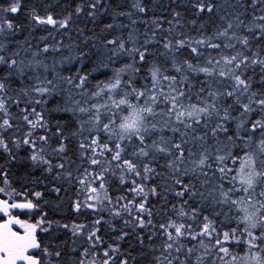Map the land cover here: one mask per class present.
Here are the masks:
<instances>
[{
  "label": "snow or ice",
  "instance_id": "obj_1",
  "mask_svg": "<svg viewBox=\"0 0 264 264\" xmlns=\"http://www.w3.org/2000/svg\"><path fill=\"white\" fill-rule=\"evenodd\" d=\"M100 5L101 0H80L74 9L69 5L64 10L62 19L53 12L41 16L34 7L29 17L35 25L68 30L75 18L95 19ZM187 5L192 25L220 9L216 0H187ZM23 6L22 0H0V149L15 160L10 144L27 146L33 163L55 171V180L74 185L73 213L83 208L98 218L70 224L50 220L43 212L37 218L31 210L39 209V199L34 202L26 190L13 188L9 171L0 167V194L5 197L0 198V264H264V0H244L236 6L244 11L220 15L210 35L198 30L197 37L175 32L182 13L173 10L175 23L168 21L166 31L153 21L163 33L160 39L154 30L139 46L132 33L127 39L102 40L111 53L108 63L94 61L95 53L84 51L64 57L61 62L79 58L93 64L91 72L82 63L68 76L59 75L55 63L49 71L37 59L50 48L59 51L47 42L31 59L20 58L21 51L32 47L27 38L16 41V50L9 52L16 34L24 30L13 19ZM133 7L147 10L140 0ZM112 27L108 24L105 30ZM78 31L85 41L96 39ZM153 43L163 49L159 58L149 51ZM207 50L217 55L205 57ZM118 54H127L132 62L91 84L92 72L107 75L99 69L108 68ZM38 67L45 70L43 78L29 75ZM257 68L260 78L255 81ZM142 71L143 82L137 83L134 77ZM21 78L29 83L13 89L14 80L23 84ZM58 90L63 106L52 111L71 115L63 124L57 122L52 133L57 147L49 152L44 106L50 101L45 97ZM68 128L72 130L65 135ZM37 130L45 134L37 135ZM52 155L60 162L53 164ZM113 180L119 182L117 191H127L110 195ZM52 191L59 194L62 188ZM31 195L42 198L41 192ZM150 197L159 203L152 204ZM23 210L31 213L27 219L21 218ZM221 216L224 220L217 224ZM117 220L123 221L119 228ZM101 224L111 230L101 234ZM61 231L71 233V246L67 240L53 243ZM137 232L141 260L120 243ZM231 241L247 246L243 256L231 251Z\"/></svg>",
  "mask_w": 264,
  "mask_h": 264
},
{
  "label": "trees",
  "instance_id": "obj_2",
  "mask_svg": "<svg viewBox=\"0 0 264 264\" xmlns=\"http://www.w3.org/2000/svg\"><path fill=\"white\" fill-rule=\"evenodd\" d=\"M80 0H22L23 8L20 10L19 14L13 17L15 23H23L24 30L22 32H18L16 34L15 40L12 41V47L9 49V52L15 51V43L16 41H23L27 38L28 42L32 45L31 49L28 51H21V59H31L33 52H39L43 49L45 42L49 45H54L59 51H53L51 48L48 53H44L37 57V59L43 61L48 65V70L51 71L53 64L55 63V71L59 73L61 76H68L72 73H75L77 68L84 65H87L86 71L91 72L93 64L88 60H84L81 62L79 58L73 60L71 63L61 62L64 57L67 56H76L78 52H91L95 53L93 56L94 61H98L99 59H104L105 63H108V57L111 56V53L105 50L102 46L101 41L105 39H112L114 37H119L122 39H127L129 34L132 33L134 38L137 41V45H143L144 40L151 36L152 32L155 30L157 32V39H160L163 33L160 32L159 29H156V25L153 21H157L161 28L165 31L169 28L168 21H172L175 23V20L172 16L173 10L180 11L182 13V18L180 24L176 26V33H185L189 37H197L198 30L203 31L205 35H210L216 28L218 24H220L219 16L225 13L234 14L235 11H244L243 7L237 8L238 4H243L244 0H216V3L219 4L220 9L217 12L209 15L205 13L202 17L196 18V24H189L188 21L193 19V16L190 12L187 11V0H140V3L146 7V12L141 13L138 9L133 7V4L136 3V0H101V9L99 11L96 18H85L83 16L75 18V23L68 29H55L52 26L47 25H35L31 21L29 17V13L35 7L37 14L44 16L47 15L48 12H53L58 14L57 18L62 19L63 15L66 14L64 11L69 5L74 9L75 3H79ZM250 3V0H247ZM50 7H47L49 6ZM252 9H248V14H251ZM119 13H125V15H119ZM131 13V15H128ZM259 11L256 12V15H260ZM245 23L248 21L245 19ZM111 24L113 27L111 29L105 30V26ZM202 26V27H201ZM78 30H83L84 36L93 37L96 39H90L85 41L83 36L80 35ZM41 37H45L46 40H41ZM219 42V41H216ZM64 45L63 48H60V45ZM94 45V47H93ZM132 47L131 44L128 45ZM26 47V46H25ZM255 47V45H253ZM150 52H156L157 58H159V51H163V49H157L155 43H153L152 47L149 48ZM183 56H187V52L182 53ZM208 55L216 56L217 52L213 50H207L204 52V56ZM112 62L109 63L108 68H100V73H107V75H101L97 72H92L89 77L91 84H95L98 80H105L108 76H111L112 69L121 67L124 64L131 63L132 58L127 54H118L116 56L111 57ZM138 59V58H137ZM153 57H149V61ZM75 65V67H73ZM98 67V63L96 65ZM139 66V64L137 65ZM0 67H3L0 65ZM147 65H145V68ZM71 69V73L68 71ZM257 75L255 76V81L259 80V68L256 69ZM40 75L42 78L46 75L43 67H38L34 71H29V75ZM3 75V73H0ZM145 72L142 71L138 74L134 79L137 83L143 82V76ZM249 75H252L249 72ZM49 79L52 78L51 75L48 76ZM203 79V77H200ZM124 79H128V75H125ZM23 80V84L20 80H14L11 87L15 90H18L20 87L27 85L29 81L26 78H21ZM196 83L195 81H192ZM67 85H65V88ZM196 87H199V84H196ZM11 94V93H10ZM13 98H15L13 96ZM37 99L39 97H36ZM46 100L50 102L47 103L44 108L45 116L49 119L50 128L48 130V135L51 137L49 140V152L52 149L57 147V137H53L52 133L55 132L56 124L59 121L61 124L65 122L66 117L70 116V113L63 112H54L52 111L56 108L57 105L63 106V96L60 94H53V97H45ZM21 108L24 107L22 103L20 105ZM37 111H41V107H37ZM13 113L17 112V109H12ZM71 128L65 130V135L71 131ZM27 128H23L22 132H26ZM22 132L14 133L16 136H21ZM45 132L43 130H37V135H44ZM259 134H257L258 136ZM13 155L16 156V159L13 160L7 153H4L3 149H0V167L7 169L9 171V180L12 183V187L15 188L18 192H22L26 190L30 199H33L35 202L39 199L40 207L36 210H31L36 213V217L39 218L40 212L46 213L48 219L56 221L59 220L61 224L64 223H72L75 221L76 223H91L94 219L98 218L96 215H93L91 210L81 209L79 214H74L70 204L75 200L74 191L75 187L72 184H68L67 182L57 181L54 179L56 172L53 171L49 173L46 169V166L33 163L28 157L31 155L27 146H22L19 149L15 148L14 145L10 144ZM73 147L72 144L69 145L71 149ZM69 158H73V153L69 151ZM53 164L59 163L60 160L58 157L52 155L49 157ZM118 180H113L112 190L110 191V195L113 197L117 195H121L127 191L126 188H120L117 191ZM0 186H3L2 178H0ZM54 187H61V193H56L52 191ZM67 191H64V190ZM34 192H41L42 198H36L31 194ZM1 197L5 198L2 194ZM23 197L21 196V199ZM83 199V197H81ZM150 201L152 204L159 203L155 200V198L150 197ZM47 202V203H45ZM223 211L227 212V209H223ZM25 213L21 215L22 219H27L31 214L29 211L23 210ZM21 213V212H20ZM18 213V214H20ZM104 216L105 220H109V216L106 212L100 213ZM224 217L221 216L216 222L217 224L220 221H223ZM226 222V221H225ZM117 228L122 226L123 221L117 220L114 221ZM234 226V224H233ZM55 225H53V229H55ZM101 234L109 232L110 226L108 224L100 225ZM226 229H221V231ZM126 231H131V229H126ZM59 240L53 241V243H60L62 241L67 240L68 245L71 246L72 236L70 232L61 231L55 233ZM117 235L119 233H116ZM258 234V233H257ZM139 232L133 233L131 237L121 241L122 250H129L132 252V255L137 257L138 260L143 259L140 255V245L138 236ZM148 233H144L145 246L148 245L147 240ZM107 238V237H105ZM232 248L231 251L239 256H243L247 250V246H238L236 241H231ZM131 246V247H130ZM264 246V245H262Z\"/></svg>",
  "mask_w": 264,
  "mask_h": 264
},
{
  "label": "rangeland",
  "instance_id": "obj_3",
  "mask_svg": "<svg viewBox=\"0 0 264 264\" xmlns=\"http://www.w3.org/2000/svg\"><path fill=\"white\" fill-rule=\"evenodd\" d=\"M64 87H65V85H64ZM54 94H55V95L60 94L59 90H58L56 93H54Z\"/></svg>",
  "mask_w": 264,
  "mask_h": 264
},
{
  "label": "water",
  "instance_id": "obj_4",
  "mask_svg": "<svg viewBox=\"0 0 264 264\" xmlns=\"http://www.w3.org/2000/svg\"><path fill=\"white\" fill-rule=\"evenodd\" d=\"M13 211H16V210H13ZM3 214L2 213H0V216H2ZM14 227H18V226H14Z\"/></svg>",
  "mask_w": 264,
  "mask_h": 264
},
{
  "label": "flooded vegetation",
  "instance_id": "obj_5",
  "mask_svg": "<svg viewBox=\"0 0 264 264\" xmlns=\"http://www.w3.org/2000/svg\"><path fill=\"white\" fill-rule=\"evenodd\" d=\"M17 213V212H16ZM16 213H13V214H16Z\"/></svg>",
  "mask_w": 264,
  "mask_h": 264
}]
</instances>
